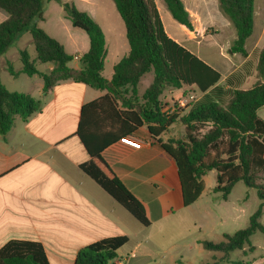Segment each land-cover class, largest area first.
Masks as SVG:
<instances>
[{"label":"trees","instance_id":"16d2710c","mask_svg":"<svg viewBox=\"0 0 264 264\" xmlns=\"http://www.w3.org/2000/svg\"><path fill=\"white\" fill-rule=\"evenodd\" d=\"M50 1L0 0V10L8 15V19L0 23V56L30 28L37 60H33L26 50L21 51L20 72L7 62V71L12 76L40 74L45 96L64 81L107 91V95L82 108L76 135L90 160L80 169L141 225L150 227L145 207L121 182L102 152L119 137L132 136L146 124L149 134L156 140L178 117L162 113L160 98L164 91L195 87L200 94L206 95L181 118L180 123L185 126L184 138L157 142L175 162L183 206L190 207L199 200L205 190L203 178L212 171L217 176L214 192L220 193L225 201L240 182L257 190L262 203L251 216L247 228L224 235L218 243L202 242L206 252L220 255V258L214 255L213 264L227 260L235 251H243L245 246L251 245L250 240L257 232L264 235L261 223L264 120L258 115L264 108V48L258 55L256 82L246 90L236 88L232 97L225 100L221 98L223 91L219 87L221 74L167 35L155 0H112L125 24L130 52L114 67V75L109 81L102 75L107 50L101 27L88 13L71 4L63 5L73 28L84 31L90 40L89 51L80 58L81 68H71L74 56L37 26ZM55 1L61 3V0ZM163 3L176 22L193 30L191 16L181 0H163ZM219 9L236 31L231 52L247 57L246 43L254 30L255 0H219ZM37 62L53 64L54 69L41 74ZM151 73L153 81L140 98L139 84ZM233 79L234 76L227 78L226 85L232 87ZM43 106L30 95L9 91L0 80V134H8L16 116L27 121ZM201 126H208V131L201 134ZM128 241L127 237H115L93 243L78 252L73 264H109ZM0 264L50 263L41 243L11 241L0 249Z\"/></svg>","mask_w":264,"mask_h":264},{"label":"crops","instance_id":"0c3cea01","mask_svg":"<svg viewBox=\"0 0 264 264\" xmlns=\"http://www.w3.org/2000/svg\"><path fill=\"white\" fill-rule=\"evenodd\" d=\"M181 1L191 16L193 30L176 22L167 8L155 0L165 31L172 40L221 74L219 87L223 94L220 92V97L228 100L223 87L227 78L237 76L233 85L244 90L255 74L249 76L247 63L257 54V65L258 55L264 48V3L260 6L255 0L254 30L246 43L248 56L230 54L232 61L222 62L203 52L209 45L226 47L229 51L236 40V31L221 13L219 0ZM64 4L88 13L103 30L107 58L102 75L110 81L114 67L130 52L129 47L128 52L119 54L126 27L115 5L109 0H61V3L51 0L47 4L37 26L74 56L70 63L73 69L81 68L80 58L89 51L90 40L84 31L73 28L65 16ZM50 6L57 10L55 20L49 19ZM0 15L3 21L8 19L7 13ZM103 23L111 25L105 30ZM7 62L10 61L6 65ZM41 65L42 71L37 68L41 74L54 69L53 64ZM107 65L108 76L105 75ZM21 70L22 67L15 71ZM34 77L39 81L32 84L31 90L22 86L18 92L40 100L44 104L42 110L27 121L16 116L8 134H0V249L11 241L39 242L50 264H73L81 249L115 237H127L129 241L117 251L113 264H187L189 252L198 246L204 250L203 228L195 217V206L204 192L194 205L183 206L175 162L157 143L180 140L185 133L180 120L189 113L190 106L185 105L189 101L184 97V89L165 90L161 96L163 114L172 115L177 103L185 109L177 113L175 123L166 127L156 140L146 124L127 136L142 141L141 149L121 143L123 138L119 137L102 152L121 182L145 207L151 225L144 227L80 169L90 160L76 135L82 108L107 95V91L64 81L45 96L42 76L29 78ZM142 80L138 88L140 98L151 85L142 91ZM242 82L243 86H238ZM205 95L201 94V99ZM126 248H130L127 253Z\"/></svg>","mask_w":264,"mask_h":264},{"label":"rangeland","instance_id":"374dc122","mask_svg":"<svg viewBox=\"0 0 264 264\" xmlns=\"http://www.w3.org/2000/svg\"><path fill=\"white\" fill-rule=\"evenodd\" d=\"M113 4L112 0H109ZM159 6L165 8L163 0H157ZM102 2V1H101ZM257 3L260 6L263 5V0H257ZM51 10L49 14V19L55 20L57 17V10L53 9V6L49 8ZM0 13L5 14L3 10H0ZM3 21L2 15H0V22ZM101 22V21H100ZM102 24V23H101ZM105 30L107 26H110L111 23H103ZM233 29V28H232ZM110 39L108 40V47H110ZM22 50H26L32 59H37V54L35 47L32 43V37L30 34V28L25 30L22 35L13 43V45L7 50V52L0 56V80L11 92H18L22 90V86H25L26 90L32 89V84L36 81H39V78H29L26 75H20L19 77H13L7 71L6 61H10L13 65L14 70L18 71L22 67L19 54ZM129 51V44L126 37L122 38V50L119 54L122 56ZM207 55L212 56L213 58L225 62L226 60L232 61L230 58L229 51L226 47H220L218 45H209L203 50ZM256 60L257 54L252 56V58L247 63V69L249 71V76H253L251 81L244 87V90L250 88L253 83L257 80L256 74ZM233 62H237V59H234ZM37 68L42 71L43 66L37 63ZM105 75H109V65L106 67ZM237 76H234L233 84L235 83ZM153 81V74H148L142 80L140 89L143 91L146 87L151 84ZM243 86V82L238 85ZM223 87L226 88L225 96L226 99L232 97L234 90L237 88L235 85L232 87H227L226 83L223 82ZM170 90V89H166ZM184 97L189 102H185L186 107L190 106L191 108L201 99V94L194 88H186L183 90ZM38 96V95H37ZM193 97V99H191ZM175 112L173 114L183 111L185 107L181 106V103L174 105ZM189 110V111H190ZM188 112L185 114L187 115ZM184 115V116H185ZM260 118L264 120V108L260 109L258 112ZM183 116V117H184ZM183 125V124H182ZM208 126H201L200 133L204 134L208 131ZM181 135V133H180ZM185 133L179 138H184ZM205 190L202 196V199L199 201V204L195 206V217L198 221V224L204 232L203 239L210 242H221L224 238V235H233L239 230L245 229L249 225L251 216L258 210L261 205V200L258 197L257 190L254 188L247 187L243 182L238 183L232 193L230 194L227 201L222 199L220 193H216L213 189L217 185V176L216 172H210L205 178ZM261 223L264 226V208L263 216ZM196 233L199 229L196 228ZM251 245L245 246L243 251H235L230 257L220 262L219 264H264V235L260 232H257L250 240ZM253 247V249H250ZM130 248H126L127 253ZM119 255V254H118ZM214 255L220 258L218 254L208 253L202 250V247L198 246L194 249L193 252H189L188 263L187 264H213ZM109 264H113V261Z\"/></svg>","mask_w":264,"mask_h":264},{"label":"built area","instance_id":"2783aa9c","mask_svg":"<svg viewBox=\"0 0 264 264\" xmlns=\"http://www.w3.org/2000/svg\"><path fill=\"white\" fill-rule=\"evenodd\" d=\"M121 143L134 148V149H141L143 147V142L135 139V138H131V137H125L123 139H121Z\"/></svg>","mask_w":264,"mask_h":264},{"label":"water","instance_id":"95a60500","mask_svg":"<svg viewBox=\"0 0 264 264\" xmlns=\"http://www.w3.org/2000/svg\"><path fill=\"white\" fill-rule=\"evenodd\" d=\"M229 54L233 55V53L231 52V50H229Z\"/></svg>","mask_w":264,"mask_h":264}]
</instances>
